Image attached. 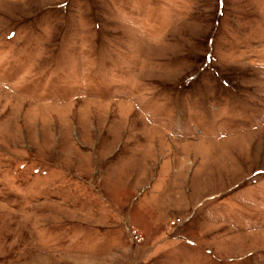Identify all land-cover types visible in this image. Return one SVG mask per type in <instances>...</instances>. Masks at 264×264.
Masks as SVG:
<instances>
[{
  "label": "rangeland",
  "instance_id": "rangeland-1",
  "mask_svg": "<svg viewBox=\"0 0 264 264\" xmlns=\"http://www.w3.org/2000/svg\"><path fill=\"white\" fill-rule=\"evenodd\" d=\"M0 264H264V0H0Z\"/></svg>",
  "mask_w": 264,
  "mask_h": 264
},
{
  "label": "built area",
  "instance_id": "built-area-1",
  "mask_svg": "<svg viewBox=\"0 0 264 264\" xmlns=\"http://www.w3.org/2000/svg\"><path fill=\"white\" fill-rule=\"evenodd\" d=\"M128 232H130L131 235L135 234V232H133L132 230H129V228H128Z\"/></svg>",
  "mask_w": 264,
  "mask_h": 264
}]
</instances>
